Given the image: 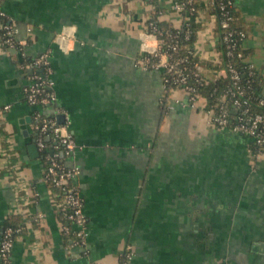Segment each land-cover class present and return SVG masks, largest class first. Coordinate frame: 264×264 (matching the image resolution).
Segmentation results:
<instances>
[{
  "label": "crops",
  "instance_id": "1",
  "mask_svg": "<svg viewBox=\"0 0 264 264\" xmlns=\"http://www.w3.org/2000/svg\"><path fill=\"white\" fill-rule=\"evenodd\" d=\"M209 1L199 0L194 43L207 63L221 60ZM235 4L264 95V0ZM155 5L159 19L181 24L173 0H3L23 40L22 50L0 42V106L9 105L0 113V239L9 219L23 226L13 264H121L129 244L128 264H264V152L212 123L205 98L192 106L182 89L165 96L163 69L140 63L158 44L148 28ZM45 51L57 101L35 106L23 92L27 64ZM37 108L63 114L80 144L67 159L80 166L87 256L62 229L41 151H30Z\"/></svg>",
  "mask_w": 264,
  "mask_h": 264
},
{
  "label": "built area",
  "instance_id": "2",
  "mask_svg": "<svg viewBox=\"0 0 264 264\" xmlns=\"http://www.w3.org/2000/svg\"><path fill=\"white\" fill-rule=\"evenodd\" d=\"M3 0H0V25L4 31V37L0 42L5 47H15L22 50L23 40L18 38L20 27L17 23L7 20L2 22L3 16H7L2 7ZM213 2V1H212ZM192 0H173V6L182 14L187 15L185 23L189 25L194 18L195 8L191 5ZM235 3V0L221 1L219 7L222 13L221 26L224 31L223 42L225 43L226 54L229 56L226 64L214 69L216 76H228L232 84L227 89L232 97L233 107L220 106L219 110L215 107L207 108L212 123L221 128H229L232 131L244 134L258 144L257 153L264 152V96L258 97L260 109L252 104L251 93L247 86L241 83L242 70L238 67L235 59L242 56V52H237L239 37H236L237 31L231 27L233 14L228 7ZM149 32L158 39L157 47L149 51L141 60L144 67H155L163 69V81L172 80L174 88H183L189 95V104L194 106L198 98H205L197 92L196 86L191 82L190 76L200 80L202 78L201 65L197 62L193 69L184 65L188 61L187 55L175 56L174 53L179 49L178 35L169 33L170 38H175L168 44V50H161L164 41L158 36V27L153 20L148 24ZM190 30H186V38ZM242 36L244 35L241 32ZM244 38V37H240ZM193 55L197 54L196 49H190ZM152 55L158 56L157 60L152 59ZM33 71L30 75V81L23 87L26 100L32 105H51L56 104L57 95L54 88L55 81L52 78V68L50 64V54L45 51L34 56L28 61ZM249 73L254 70L253 64L249 61ZM170 76H172L170 78ZM9 105L0 106V113L8 108ZM169 107H172L169 106ZM57 111H61L58 106ZM34 120L36 123L37 137L36 144L45 160L44 179L50 181L54 186L60 187L65 192V196L60 202L62 208L63 231L66 234H72L71 245H78L83 248V254L88 255L86 239L88 236V217L85 212L84 197L80 187L76 183V177L80 172L78 164H71L67 157L71 156L80 146L74 135L68 130L67 122H61L56 115L45 113L39 108L34 111ZM45 155V156H44ZM23 229L21 224L16 226H6L0 239V263L13 264V246L15 236ZM133 255L132 245L129 244L123 252L121 264H128ZM86 264H96L93 259H88Z\"/></svg>",
  "mask_w": 264,
  "mask_h": 264
},
{
  "label": "trees",
  "instance_id": "3",
  "mask_svg": "<svg viewBox=\"0 0 264 264\" xmlns=\"http://www.w3.org/2000/svg\"><path fill=\"white\" fill-rule=\"evenodd\" d=\"M150 1L156 3V0H150ZM221 1H227V0H210L209 1L211 11L214 14L215 19H216L215 30H216V33L218 34V49L221 52L220 61L218 62L208 61L207 63V62H204L202 59H200L197 54L193 55V53L189 51L190 49H194L195 47L194 43L197 39L198 29L201 26L200 22L196 18L198 16V10L200 7L199 0H192L191 5L194 6L195 11H194V18L192 21H190L189 25L185 23V21L187 20V15L185 13L183 14V20L180 25H173L171 22H168V21L165 22L159 19L158 14L160 13L161 9L159 8L158 5H155V13L152 15L151 18H149L148 24L151 20H153L158 27V32H161L159 33L158 36L160 37V39H162V41L164 42L166 41L165 43H163L161 50L162 51H164L165 49L168 50L169 49L168 44L171 41H175V38H170L169 33H176V31L179 30L180 32H178V35L175 36V37H178V40H179L178 41L179 49L178 51L174 53V55L175 56L187 55L188 61H186L184 65H187L189 69H193L195 67V63L197 62L200 65L205 63L213 67L214 69L224 66L227 60L229 59V56L226 54L225 43L223 42V39H222L224 31L221 26L222 13L219 7V3ZM228 7L231 9L232 14H233V18L231 20V27L237 31L236 37H239V44L236 50L237 52L238 51L242 52V56L235 59L238 67L242 70L241 83L247 86L246 89H248L249 92L252 94L251 99H252V104L254 105V107L260 109L261 106L258 105V97L264 96L260 93V87H261L262 82L255 68L252 74L249 73L250 68H249V61L247 59V51L242 45V42L247 36L249 30L246 27V25L242 22L237 5L233 3V4H229ZM7 20L9 19L6 15L3 16L1 19L2 22H5ZM187 28L190 30L188 38H186V35H185ZM241 32L244 34L243 36ZM2 37H4V31L0 25V38ZM240 37H244V38H240ZM158 58H159L158 56L152 55V59L157 60ZM202 75L203 76L200 80H197L196 78L192 77V75L190 76V79H191V82L196 86L197 92L203 95V97H205V108L207 109V108L215 107L216 110H219L220 106L222 105L225 107H233L232 97L230 96V93H227V89L232 84L231 79L228 76H222V75L216 76L214 78L207 77L204 74ZM171 77L172 76H170V78ZM174 87H175V84L173 83L172 80L166 81V85H165L166 95L165 96H168L171 90L174 89ZM165 100L162 103L163 108H165L166 106ZM2 125L3 123H0L1 128L3 127ZM250 144H251L253 151L257 153L258 144H256L252 139L250 141ZM47 183L52 188L57 201L62 202L65 196L64 190H62L60 187L54 186L50 181H47ZM17 221H18L17 219L14 221L12 219H9L7 223H5L4 228L9 225L16 226V225L21 224V221H18V222ZM67 235L69 236L70 239L72 238V234H67Z\"/></svg>",
  "mask_w": 264,
  "mask_h": 264
},
{
  "label": "water",
  "instance_id": "4",
  "mask_svg": "<svg viewBox=\"0 0 264 264\" xmlns=\"http://www.w3.org/2000/svg\"><path fill=\"white\" fill-rule=\"evenodd\" d=\"M63 117H64L63 114L58 115L59 120H61V119L63 120ZM29 148H30V151H31L33 156H38L40 154L38 147H37V144L35 142L31 143L29 145Z\"/></svg>",
  "mask_w": 264,
  "mask_h": 264
},
{
  "label": "rangeland",
  "instance_id": "5",
  "mask_svg": "<svg viewBox=\"0 0 264 264\" xmlns=\"http://www.w3.org/2000/svg\"><path fill=\"white\" fill-rule=\"evenodd\" d=\"M177 89H182V90H184L183 88H177ZM185 91V90H184Z\"/></svg>",
  "mask_w": 264,
  "mask_h": 264
}]
</instances>
